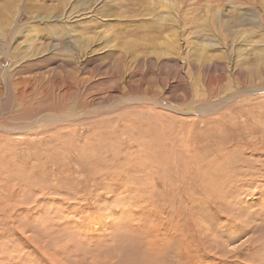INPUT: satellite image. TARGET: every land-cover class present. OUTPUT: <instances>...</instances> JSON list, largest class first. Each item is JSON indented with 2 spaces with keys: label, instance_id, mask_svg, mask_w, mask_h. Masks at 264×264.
Listing matches in <instances>:
<instances>
[{
  "label": "rangeland",
  "instance_id": "rangeland-1",
  "mask_svg": "<svg viewBox=\"0 0 264 264\" xmlns=\"http://www.w3.org/2000/svg\"><path fill=\"white\" fill-rule=\"evenodd\" d=\"M159 1L0 0V264H264V2Z\"/></svg>",
  "mask_w": 264,
  "mask_h": 264
},
{
  "label": "bare ground",
  "instance_id": "bare-ground-1",
  "mask_svg": "<svg viewBox=\"0 0 264 264\" xmlns=\"http://www.w3.org/2000/svg\"><path fill=\"white\" fill-rule=\"evenodd\" d=\"M97 1H99V0H97ZM74 2V1H73ZM102 2V1H101ZM160 3H165V5L163 4V5H161L160 7H162V8H166V9H168L169 10V12L172 10L171 8H174V7H176V8H181V2H179L178 0H160L159 1ZM263 2H264V0H263ZM94 3V2H93ZM219 4H220V2H219ZM65 5V4H64ZM96 5V4H95ZM204 5V4H203ZM102 6V5H101ZM64 7V6H63ZM63 9V8H62ZM75 11V10H74ZM104 12H106V13H108L107 11H105V9L103 10ZM174 11L176 12L177 10H175L174 9ZM217 11H218V9H217ZM65 12L63 11V14H64ZM90 13V12H89ZM168 13V12H167ZM66 14V13H65ZM64 14V15H65ZM70 15H71V13H69ZM76 14V13H75ZM217 14H219V12H217ZM62 15V14H61ZM177 15V14H176ZM173 16H175V15H173ZM62 17V16H61ZM215 17H219V15L218 16H215ZM62 19V18H61ZM67 20H69V19H67ZM47 20L45 19V18H40V22H41V24H45V22H46ZM83 21V20H82ZM84 22V21H83ZM86 22V21H85ZM64 24V23H63ZM71 29V28H70ZM72 32H75V30H72ZM80 35V34H79ZM33 38L34 37H29V38H27V40L29 41V42H33ZM56 38H59V36L57 35V37ZM76 38V40H79V41H81L82 39L79 37V36H76L75 37ZM83 38V37H82ZM89 38V37H88ZM91 39V38H90ZM180 41H179V44H176V45H174L173 43H172V41H171V39H166L165 41H164V43L166 44V45H168L172 50H175V54L176 55H178L180 58H183V52H181L180 50L182 49V46H183V41L181 40V39H179ZM245 40H246V37H245ZM244 39H241L240 41L241 42H244L245 41ZM58 41V40H57ZM89 39H85V42H87V43H89ZM256 41V43L258 42L257 41V39L255 40ZM261 41H264V38H262L261 39ZM180 42H182V44L180 43ZM87 43L85 44V46L87 45ZM132 43H129L127 46H130ZM133 45V44H132ZM263 45H264V43H263ZM110 46V45H109ZM29 49L31 50V48L29 47ZM182 51H183V49H182ZM233 52H235V51H233ZM163 54L164 55H169L167 52H163ZM258 56H261V55H263L264 54V52H262V51H259V52H257L256 53ZM33 55H35V54H33ZM264 56V55H263ZM262 56V57H263ZM35 57V56H34ZM185 57V56H184ZM243 58V57H242ZM245 59V58H244ZM261 63H262V58H261V62L258 64V65H261ZM4 73V76L5 75H7L8 76V74H7V72H3ZM73 88V86L71 85V84H66V86H65V91L68 93L71 89ZM28 90H29V88H27V89H24L23 87H18V88H16V92H17V95H18V97H24L26 94H27V92H28ZM0 92H1V90H0ZM231 93V92H230ZM240 95V93L238 94V96L237 97H235V99L236 98H238V97H240L239 96ZM234 100V99H233ZM232 100V101H233ZM228 102V101H227ZM93 110V109H92ZM85 111V110H84ZM189 112V110L187 111V112H184V113H188ZM183 113V112H182ZM86 115L85 113H82V112H80L79 111V113H77L76 112V114H75V112H72V114L71 115H69V116H64V118L65 119H69V118H73V117H77V116H81V115ZM63 115L64 114H59L58 116H52V115H50L49 116V118H47L49 121H54V119L55 120H57V119H60V121H62V120H64V118H62L63 117ZM87 116V115H86ZM85 117V116H84ZM88 118V117H87ZM86 118V119H87ZM81 119V118H80ZM90 119V118H89ZM190 120H192V119H190ZM186 121V120H185ZM196 121V120H195ZM1 124V123H0ZM2 125V124H1ZM0 125V127L1 128H3L2 126ZM103 127V126H102ZM21 129V128H20ZM6 130V129H5ZM12 130H14V129H12ZM16 130H18V129H16ZM22 130V129H21ZM197 140V139H196ZM194 146V145H193ZM231 149V148H230ZM218 155V154H217ZM208 173V172H207ZM202 178V177H201ZM210 179V178H209ZM193 180V179H192ZM213 181V180H212ZM217 181V180H216ZM189 183V182H188ZM223 186V185H222ZM215 187V186H214ZM225 187V186H224ZM184 188V187H183ZM222 189V188H221ZM230 189V188H229ZM190 190V189H189ZM223 192V191H222ZM188 193V192H187ZM195 193V192H194ZM159 196V195H158ZM221 197V196H220ZM228 197V196H227ZM199 198V197H198ZM261 198V197H260ZM218 200V199H217ZM161 205V204H160ZM214 207V206H213ZM253 207V206H252ZM217 208V207H216ZM127 209V208H126ZM172 210V209H171ZM219 210V209H218ZM178 214V213H177ZM155 216V215H154ZM168 219V218H167ZM171 219V218H170ZM176 221V220H175ZM174 222V221H173ZM199 222V221H198ZM176 223H178V222H176ZM200 223V222H199ZM175 224V223H174ZM193 224V223H192ZM178 225V224H177ZM176 225V226H177ZM198 225V224H197ZM200 225V224H199ZM181 227V226H180ZM164 228V227H163ZM162 228V229H163ZM215 228V227H214ZM225 228V227H224ZM203 229V228H202ZM221 229V228H220ZM200 230V229H199ZM238 230V229H237ZM202 231V230H201ZM212 232V231H211ZM217 237V236H216ZM223 237V236H222ZM192 238V237H191ZM203 238V237H202ZM208 239V238H207ZM206 240V239H205ZM207 241V240H206ZM214 243V242H213ZM220 244V243H219ZM183 247H185V246H183ZM206 248V247H205ZM224 248V247H223ZM193 252V251H192ZM187 253V252H186ZM203 255V254H202ZM204 257V256H203ZM222 257V256H221ZM225 259V258H224ZM225 262V261H224ZM194 263V262H193ZM235 263V262H234ZM238 263V262H237ZM225 264V263H224Z\"/></svg>",
  "mask_w": 264,
  "mask_h": 264
}]
</instances>
